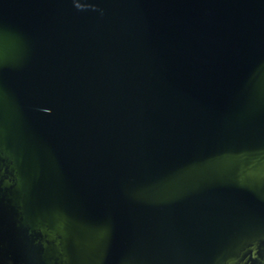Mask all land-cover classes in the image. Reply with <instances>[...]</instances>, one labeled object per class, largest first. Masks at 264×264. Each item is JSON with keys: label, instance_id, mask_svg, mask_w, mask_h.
<instances>
[{"label": "water", "instance_id": "water-1", "mask_svg": "<svg viewBox=\"0 0 264 264\" xmlns=\"http://www.w3.org/2000/svg\"><path fill=\"white\" fill-rule=\"evenodd\" d=\"M0 264H264V0H0Z\"/></svg>", "mask_w": 264, "mask_h": 264}]
</instances>
